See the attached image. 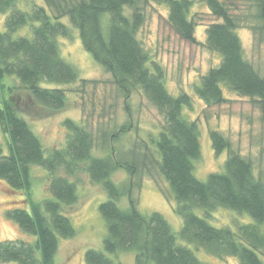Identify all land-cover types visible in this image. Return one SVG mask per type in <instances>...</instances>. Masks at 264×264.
Masks as SVG:
<instances>
[{"label": "trees", "instance_id": "16d2710c", "mask_svg": "<svg viewBox=\"0 0 264 264\" xmlns=\"http://www.w3.org/2000/svg\"><path fill=\"white\" fill-rule=\"evenodd\" d=\"M196 0H0V124L8 153L0 146V179L14 191H22L27 206L8 208L5 217L18 225L25 237L0 240V264H56L60 238H73L76 229L65 211L78 203V183L69 176L86 172L92 183L107 192L99 211L107 233L104 249L86 251L87 264H119L110 254L133 251L136 264H210L201 260L187 244L219 257H238L240 264H264V177L254 162L232 146L221 131L210 137L216 155L227 151L223 170L209 173L206 180L195 171L202 154L201 127L185 114L193 98L189 93H171L166 74L151 57L138 31L145 21V7L164 4L169 22L185 40L199 44L197 21L193 16ZM205 3L220 21L206 28L204 44L217 52L220 62L203 74L195 85L196 94L208 105L224 103V89L253 99L264 110V76L244 56L240 26L249 27L264 38V0H253L258 24L248 13H235V0H198ZM68 17L78 29L85 49L113 76L121 93L128 98L141 90L163 115L165 123L149 141L143 140L129 153L121 154L115 143L133 127L124 123L112 133L96 139L84 123L67 118L66 142L47 150L14 103L16 92H27L37 105L59 110L68 103L67 90L44 83L68 84L79 79L76 67L61 54V37L71 34ZM8 79L18 81L8 83ZM84 83L86 79H82ZM99 149V150H98ZM50 174L51 196L43 202L32 198V167ZM123 169L128 183L118 184L114 174ZM157 170L168 182L175 212L182 218L175 231L166 217L139 209L142 177ZM61 171L65 175L60 174ZM127 197V204H121ZM247 213L249 222L237 227L215 226L208 216L218 208ZM202 208L206 216L194 209ZM68 214V215H67Z\"/></svg>", "mask_w": 264, "mask_h": 264}, {"label": "rangeland", "instance_id": "374dc122", "mask_svg": "<svg viewBox=\"0 0 264 264\" xmlns=\"http://www.w3.org/2000/svg\"><path fill=\"white\" fill-rule=\"evenodd\" d=\"M235 3L238 8L234 9L235 13H248L250 23H259L255 17L257 8L253 0H235ZM192 13L197 21L196 36L199 44L183 39L169 22L168 7L157 2H151L145 7V21L138 31V37L151 57L163 67L168 90L175 95L186 92L193 98L192 107L185 108L184 111L190 119L197 120L201 127L202 154L195 162V173L200 179L206 180L209 173L223 170L228 152L216 155L210 137V131L217 129L229 138L236 150L254 162L256 173H262L264 177V110L260 105L250 97L224 89L227 100L222 104L208 106L194 90L201 76L216 66L221 56L203 44L206 41L207 26L220 19L211 13L205 3L198 0L195 1ZM4 19L5 15H1L0 26H3ZM62 21L70 25L71 34L60 38L61 54L76 67L79 79L65 85H44L65 88L68 103L62 109L51 110L37 105L27 92L19 91L12 97L19 112L27 118L47 150L60 147L66 142L64 121L67 118L84 123L97 141L101 140V135L106 131L110 146L114 144L111 140L112 133L124 123L132 121L131 130L115 143L116 150L126 155L134 144H138V151L144 150L143 140L149 141V135L157 133L163 126V115L141 90L134 91L126 98L114 82L112 74L105 71L85 49L78 29L71 26L69 18L65 17ZM237 32L242 40L245 58L264 76V38L245 25L240 26ZM82 79L87 82L84 83ZM7 82L19 83L13 79H8ZM6 139L0 124V146L4 153L9 152ZM60 174L65 175V172L61 171ZM69 177L78 183V203L65 210L76 229V235L73 238H60L55 261L56 264H87L85 254L88 249H104L107 225L99 211V205L107 200L108 194L101 185L92 183L86 172ZM114 178L120 184L128 183L130 177L125 170L120 169L114 174ZM49 183V172L42 167L33 166L32 198L36 202L41 203L51 196ZM24 197L22 191L12 190L0 179V240L16 237L32 239L5 217L8 208L27 206ZM167 197H171V192L166 179L157 170L152 175L145 173L139 193L140 211L144 214L153 211L162 213L173 229L179 231L183 220L175 212L176 200ZM127 202V197H123L121 204ZM194 211L200 216H206L202 208H195ZM208 220L215 226L230 225L236 228L237 223L249 222L252 218L247 213L220 207L208 216ZM187 245L201 260L210 264H240L238 257L219 258L204 249H197L193 244ZM109 256L119 264H136L133 251Z\"/></svg>", "mask_w": 264, "mask_h": 264}]
</instances>
